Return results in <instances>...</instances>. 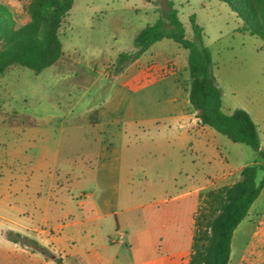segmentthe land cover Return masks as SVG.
I'll use <instances>...</instances> for the list:
<instances>
[{"label":"rangeland","instance_id":"obj_1","mask_svg":"<svg viewBox=\"0 0 264 264\" xmlns=\"http://www.w3.org/2000/svg\"><path fill=\"white\" fill-rule=\"evenodd\" d=\"M36 1L0 4L9 6L21 27L31 20ZM167 1L174 3L189 39L194 37L190 18L196 16L223 91V111H247L264 149V39L254 32L264 33V0H248L260 17L258 23L238 0H232L234 5L231 0H71L70 16L59 33L63 55L56 64L38 74L14 66L0 77V253L7 251L3 229L25 233V228L39 226L52 230L66 225L61 230L66 248L69 239L81 238L87 219L97 217V205L112 196L118 198L119 233L126 236V243L116 247L124 262L190 264L202 195L232 185L245 166L258 162L251 147L210 129L217 136L209 135L211 144L219 147L227 170L213 169L207 154L196 155L189 145H182V155L162 146L155 153L149 139L162 136L154 132L130 136L137 145L125 148L126 168L136 178L125 179L118 193L95 186V176L83 169L82 158L95 155L94 149L88 152L91 130L84 127V113L104 95L109 79L120 74L118 56L135 51L138 34L164 17ZM235 6L246 16L241 17ZM3 46L0 42V49ZM125 71L175 72L188 93V51L171 40L153 45L145 59ZM116 224L112 216L90 227L103 241ZM50 254L44 255L49 263ZM0 259L2 264H19L13 252ZM230 264H264V190L235 232Z\"/></svg>","mask_w":264,"mask_h":264},{"label":"trees","instance_id":"obj_2","mask_svg":"<svg viewBox=\"0 0 264 264\" xmlns=\"http://www.w3.org/2000/svg\"><path fill=\"white\" fill-rule=\"evenodd\" d=\"M238 1L258 23L260 17L254 12L252 3L248 0ZM229 3L234 5L232 0ZM235 7L239 9L238 12L242 9ZM71 10V0H37L30 9L31 20L17 27L9 6L0 4V42L4 45L0 49V77L14 66L38 74L55 65L63 55L59 33ZM164 14L163 18L138 34L134 42L135 51L118 56L117 71L122 73L138 62L156 43L165 39L175 42L188 51L189 104L201 125L215 130L234 143L251 147L257 154L258 162L245 166L235 183L209 190L202 195L194 219L190 264H230L235 232L264 190V149L259 129L247 111L236 109L230 114L223 111V91L214 74L211 53L203 43L204 29L197 23L196 16L190 18L194 37L189 39L172 1H167ZM239 15L246 16L241 12ZM254 32L264 39L263 32ZM7 238L43 255L51 253V259L57 264H65L48 248L22 233L9 231Z\"/></svg>","mask_w":264,"mask_h":264},{"label":"crops","instance_id":"obj_3","mask_svg":"<svg viewBox=\"0 0 264 264\" xmlns=\"http://www.w3.org/2000/svg\"><path fill=\"white\" fill-rule=\"evenodd\" d=\"M145 54L139 61L145 59ZM109 80L108 88L101 99L94 106L88 107L84 113V127L91 130L88 152L94 149L95 155L87 154L82 158V166L87 174L95 176V186H104L116 194L125 179L135 181L133 170L128 171L126 168L128 162L126 151L137 145V143L132 144L130 136H138L141 133L154 132L162 136L157 140L149 139L155 147V153L162 146L169 152L172 148L178 149L179 154L182 155V145L183 147L189 145L196 155L198 152L206 153L207 161L213 169L227 170V164L219 153V147L211 144L209 138V135L217 138L216 134L210 130L211 128L202 126L196 112L190 110L188 93L177 73L124 71ZM24 132L27 134L26 129ZM138 143L144 142L141 143L139 139ZM178 171L182 174V167ZM195 187L196 185L193 190ZM85 196L89 198V195ZM117 199L112 196L103 199L97 205V217L88 218L85 222L87 227L83 230L81 238L69 239L66 248L61 234V230L66 225L56 226L52 230H39V226L25 228L24 231L33 235L37 242L60 257L65 264H133L124 262L122 251L116 248L120 243L114 242L120 230ZM163 200L166 202L167 198ZM85 204V201L80 203L81 206ZM112 216L117 217L116 227L103 241H99L90 226L97 220ZM9 231L28 235L26 232L3 229L1 237L5 239L4 245L6 244L7 251L1 252L0 256L6 254L9 258L13 252L19 264L56 262L52 259L53 262L49 263L42 253L30 251L28 247L10 241L7 238ZM50 231L54 232L49 233ZM125 233L129 235L127 231ZM158 239H164V227L158 234ZM130 257L129 254V260ZM2 263L3 260L0 259V264Z\"/></svg>","mask_w":264,"mask_h":264},{"label":"built area","instance_id":"obj_4","mask_svg":"<svg viewBox=\"0 0 264 264\" xmlns=\"http://www.w3.org/2000/svg\"><path fill=\"white\" fill-rule=\"evenodd\" d=\"M114 242H116V243H125L126 242L125 234L119 233L118 237L114 239Z\"/></svg>","mask_w":264,"mask_h":264}]
</instances>
